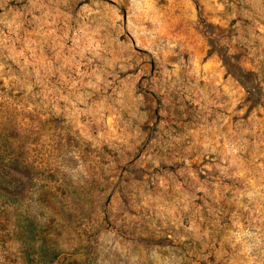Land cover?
Instances as JSON below:
<instances>
[{"label": "rangeland", "instance_id": "374dc122", "mask_svg": "<svg viewBox=\"0 0 264 264\" xmlns=\"http://www.w3.org/2000/svg\"><path fill=\"white\" fill-rule=\"evenodd\" d=\"M0 264H264V0H0Z\"/></svg>", "mask_w": 264, "mask_h": 264}]
</instances>
